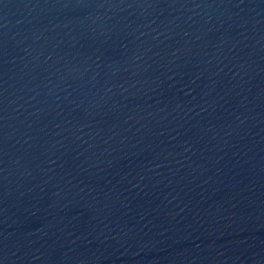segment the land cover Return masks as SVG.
Returning a JSON list of instances; mask_svg holds the SVG:
<instances>
[{"label": "water", "instance_id": "obj_1", "mask_svg": "<svg viewBox=\"0 0 264 264\" xmlns=\"http://www.w3.org/2000/svg\"><path fill=\"white\" fill-rule=\"evenodd\" d=\"M0 264H264V0H0Z\"/></svg>", "mask_w": 264, "mask_h": 264}]
</instances>
